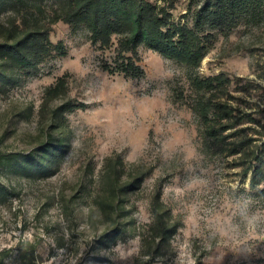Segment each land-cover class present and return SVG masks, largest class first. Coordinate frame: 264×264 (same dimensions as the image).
<instances>
[{"label": "rangeland", "instance_id": "rangeland-1", "mask_svg": "<svg viewBox=\"0 0 264 264\" xmlns=\"http://www.w3.org/2000/svg\"><path fill=\"white\" fill-rule=\"evenodd\" d=\"M32 1V20L66 53L54 49L30 71L0 57L9 76L0 83L2 264H18L20 246L35 264H264V185L253 188L247 170L264 153V0L258 23L215 32L199 67L141 44L138 77L104 69L116 36L102 50L86 26L55 18L61 0ZM206 1L153 0L190 26ZM19 17L0 6V42L14 41ZM218 74L229 78L226 93L194 87L196 77ZM60 77L66 92L46 104ZM220 95L237 124L218 147L195 105ZM67 101L85 106L63 118ZM52 145L53 157L45 154ZM46 156L53 166L36 169ZM117 156L124 177L147 173L123 195L119 214L104 179L106 159ZM158 195L163 224L154 217Z\"/></svg>", "mask_w": 264, "mask_h": 264}, {"label": "trees", "instance_id": "trees-1", "mask_svg": "<svg viewBox=\"0 0 264 264\" xmlns=\"http://www.w3.org/2000/svg\"><path fill=\"white\" fill-rule=\"evenodd\" d=\"M62 6L56 19H62L73 27L86 26L90 31L91 41L100 49H108L114 45L116 36L117 47L111 65L104 64V69L110 73H124L126 76L138 77L144 70L138 64V47L145 44L160 54L191 67H199L206 56L209 45L216 37L218 29H228L242 23L255 24L259 22L261 7L259 0H207L194 13L193 25L175 22L168 7H160L153 0H61ZM11 6V10L20 15L21 30L14 41L0 42V57L6 58L12 64L24 71L35 69L38 64L54 49L66 53L63 43L53 44L46 30L42 29L39 21H33L37 5L32 0H0L1 5ZM9 76L0 70V83ZM229 78L223 74L196 77L194 87L207 92H227ZM67 79L60 77L47 90L46 104L66 92ZM219 97H201L196 102V110L206 126L205 133L220 147L224 143V131L235 127L237 121L233 108L228 102ZM84 103L67 101L60 105L59 116L64 118V112L84 108ZM52 121L57 117L55 113ZM62 123L59 122V125ZM52 139V135H48ZM235 142L231 152L240 144ZM45 154L51 157L57 155L58 149L45 146ZM48 156L35 164L38 170H48L53 165ZM107 158L104 179L107 180L115 204V212H121L123 195L137 188L147 173L136 170L135 177H124V161L121 157ZM254 162V163H253ZM248 166L251 170L250 185L253 188L264 185V153L254 156V161ZM117 163V164H116ZM121 169V170H120ZM264 195V186L260 189ZM1 195V191H0ZM157 196L154 205L155 221L164 223V218ZM167 228H163L162 233ZM18 264H35L27 262L29 256L22 255L21 246L17 249ZM27 262V263H26ZM2 264V259L0 260Z\"/></svg>", "mask_w": 264, "mask_h": 264}]
</instances>
